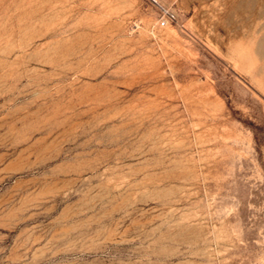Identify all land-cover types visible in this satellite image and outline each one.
Here are the masks:
<instances>
[{
    "label": "rangeland",
    "instance_id": "374dc122",
    "mask_svg": "<svg viewBox=\"0 0 264 264\" xmlns=\"http://www.w3.org/2000/svg\"><path fill=\"white\" fill-rule=\"evenodd\" d=\"M0 264H264V0H0Z\"/></svg>",
    "mask_w": 264,
    "mask_h": 264
}]
</instances>
